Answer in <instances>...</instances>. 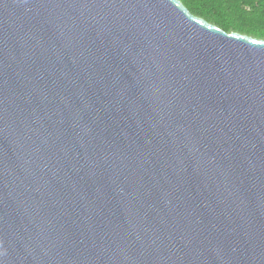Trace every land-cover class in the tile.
Wrapping results in <instances>:
<instances>
[{
  "label": "water",
  "instance_id": "95a60500",
  "mask_svg": "<svg viewBox=\"0 0 264 264\" xmlns=\"http://www.w3.org/2000/svg\"><path fill=\"white\" fill-rule=\"evenodd\" d=\"M0 264H264V40L0 0Z\"/></svg>",
  "mask_w": 264,
  "mask_h": 264
},
{
  "label": "trees",
  "instance_id": "16d2710c",
  "mask_svg": "<svg viewBox=\"0 0 264 264\" xmlns=\"http://www.w3.org/2000/svg\"><path fill=\"white\" fill-rule=\"evenodd\" d=\"M199 18L226 33L264 40V0H180Z\"/></svg>",
  "mask_w": 264,
  "mask_h": 264
}]
</instances>
